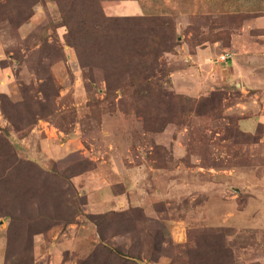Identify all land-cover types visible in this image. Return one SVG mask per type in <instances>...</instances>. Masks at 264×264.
Here are the masks:
<instances>
[{
    "label": "rangeland",
    "instance_id": "rangeland-1",
    "mask_svg": "<svg viewBox=\"0 0 264 264\" xmlns=\"http://www.w3.org/2000/svg\"><path fill=\"white\" fill-rule=\"evenodd\" d=\"M133 9L0 0V264L264 257V97L245 91L256 75L235 71L255 46L242 27L251 14L194 18L176 48L127 66L119 53L133 51L116 35L102 41L97 15ZM213 41L204 75L178 73L194 68V45ZM223 52L237 59L220 62ZM134 74L148 77L134 86Z\"/></svg>",
    "mask_w": 264,
    "mask_h": 264
},
{
    "label": "crops",
    "instance_id": "crops-1",
    "mask_svg": "<svg viewBox=\"0 0 264 264\" xmlns=\"http://www.w3.org/2000/svg\"><path fill=\"white\" fill-rule=\"evenodd\" d=\"M132 2L136 5V9H133L131 15H161L172 17L178 32L189 25L192 16H216L223 13L251 14L250 18L245 20L242 27L246 26L251 28L250 32L251 30L256 31L255 33L251 32L256 37V40L253 42L255 46H248L244 49V53L240 55L243 65L236 67L235 71L238 76H242L245 82L249 79L253 80V77L256 75L257 84H248L245 91L252 93L258 98L264 97V0H130V3ZM181 38L182 36H179V39ZM218 44L219 42L215 41L212 44L196 46L193 50L194 52L190 55L196 61L195 63L189 64L194 68L191 71L184 70L178 73L190 74L193 71L197 76L204 75L202 68L209 65L212 49ZM180 48L184 47L181 46ZM231 54L224 62L225 64L232 63L233 56L235 60L237 59L235 53ZM188 61L190 60L188 59ZM197 67L199 69H196ZM261 115L263 114L261 113ZM114 199L117 201L120 198L118 196V198L114 197ZM254 261L256 262L255 264H264V257L259 256ZM243 264H249L247 263V259L244 260Z\"/></svg>",
    "mask_w": 264,
    "mask_h": 264
},
{
    "label": "trees",
    "instance_id": "trees-1",
    "mask_svg": "<svg viewBox=\"0 0 264 264\" xmlns=\"http://www.w3.org/2000/svg\"><path fill=\"white\" fill-rule=\"evenodd\" d=\"M203 17V16H192L190 19L189 25H192V21L194 18ZM97 33L101 32L104 38L102 41H106L109 37L115 36L117 39L118 47L122 49H130L133 52L127 53H119L118 60H123L127 66L131 62H144L148 56L150 55V51L154 50L155 56H162V53L170 52L172 48L177 47L179 32L176 30V25L172 17L169 16H161V15H120V16H106L102 11L97 15ZM134 28V38H130L132 33H128L123 29L129 25ZM122 28V29H121ZM187 28V27H186ZM162 29L169 30L170 33L173 34L175 40L172 44L169 41L160 40L158 38L157 32H161ZM186 30V29H185ZM108 37V38H107ZM159 39V40H158ZM180 40V39H179ZM201 41H206L207 39L202 38ZM158 42V43H156ZM214 42V41H213ZM202 45V43L196 44L193 47ZM147 55V58L144 59V56ZM147 70L146 68H142L139 72ZM147 77L141 78L137 74L131 75L130 80L134 86H140L144 81L147 80ZM114 251L118 256L135 261L136 257L129 254H124L117 250Z\"/></svg>",
    "mask_w": 264,
    "mask_h": 264
},
{
    "label": "built area",
    "instance_id": "built-area-1",
    "mask_svg": "<svg viewBox=\"0 0 264 264\" xmlns=\"http://www.w3.org/2000/svg\"><path fill=\"white\" fill-rule=\"evenodd\" d=\"M229 57H230V53L223 52V53L219 54L218 59H219L220 62H225L226 59L229 58Z\"/></svg>",
    "mask_w": 264,
    "mask_h": 264
}]
</instances>
